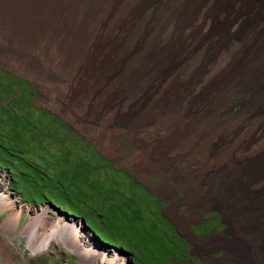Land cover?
I'll use <instances>...</instances> for the list:
<instances>
[{
    "label": "rangeland",
    "instance_id": "374dc122",
    "mask_svg": "<svg viewBox=\"0 0 264 264\" xmlns=\"http://www.w3.org/2000/svg\"><path fill=\"white\" fill-rule=\"evenodd\" d=\"M169 1L142 0L136 20L149 26ZM219 2L195 21L192 35L179 29L183 48L198 52L222 27V57L264 20V10L257 19V0ZM184 8V2L178 5L179 11ZM176 27L175 15L156 40L168 42ZM96 60L89 57L63 79L48 78L39 63L21 62L0 40V233L6 217L19 214L17 229H4L6 242L0 234V264H94L105 258L111 264H264V159L254 163L246 183L236 182L232 172L245 157L262 152L264 107L249 109L238 86L228 88L219 96L223 110L195 127L202 145L191 159L182 154V142L164 150L175 160L171 169L155 150L160 119L136 124L130 98L115 93L103 99L104 87L91 90ZM190 64L183 58L177 68ZM210 67L208 62L204 71ZM220 172L229 180V193L253 191L246 197L253 202L248 222L215 197L213 179ZM39 212L43 236L53 224V235L69 226L59 222L61 213L81 220L94 237H81L76 250L57 236L42 246L40 235L31 248L21 230Z\"/></svg>",
    "mask_w": 264,
    "mask_h": 264
},
{
    "label": "bare ground",
    "instance_id": "6f19581e",
    "mask_svg": "<svg viewBox=\"0 0 264 264\" xmlns=\"http://www.w3.org/2000/svg\"><path fill=\"white\" fill-rule=\"evenodd\" d=\"M141 2L118 0L112 5L106 4V0H0V40L18 53L21 62L39 63L42 75L48 78L63 79L66 73L78 70L94 55L99 67L90 82L91 90L104 87L103 99L115 93L130 98L134 112L131 121L136 124L160 119L162 136L155 150L160 162L173 169L175 160L164 150L182 142V154L191 159L197 147L202 145V141L193 135L195 127L203 123L206 115L223 110L219 96L228 88L238 86L249 109L256 111L264 107V20L261 22L258 16L264 10V0H257L259 19L254 31L243 44L235 45L222 57L219 54V47L225 43L222 27H218L219 32L215 35L208 36L198 52L194 47L183 48L179 33V29H186L192 35L195 21L203 20L215 11L219 0H170L163 13L149 26L136 20L135 12ZM182 2L185 8L179 11L178 5ZM242 2L252 4V0ZM175 15L176 30L168 36V42H158V31ZM61 26H64L63 34L59 33ZM43 49H49L50 55H41ZM183 58L191 64L177 68ZM208 62L211 67L206 73L204 67ZM202 76L198 92H194V83ZM232 129L227 126L228 131ZM261 151L258 156L245 157L243 164L232 169L237 175L236 182L250 180L254 163L264 159V145ZM256 174L260 173L257 171ZM213 181L215 197L232 205L231 209L242 223L248 222L252 218L253 202L246 197L252 198L253 191L229 193V180L222 172L216 174ZM18 215L14 218L9 214L4 220L0 233L4 238L2 241L7 240L5 228L17 229ZM42 216L39 212L21 230L29 237L27 244L31 248L37 246L39 238H44L43 246L51 237L57 236L77 250L81 237H94L85 230L81 220L61 213L59 222L69 226L53 235V224L43 236L40 231ZM106 260L94 264H111Z\"/></svg>",
    "mask_w": 264,
    "mask_h": 264
},
{
    "label": "trees",
    "instance_id": "16d2710c",
    "mask_svg": "<svg viewBox=\"0 0 264 264\" xmlns=\"http://www.w3.org/2000/svg\"><path fill=\"white\" fill-rule=\"evenodd\" d=\"M88 223V222H87Z\"/></svg>",
    "mask_w": 264,
    "mask_h": 264
}]
</instances>
